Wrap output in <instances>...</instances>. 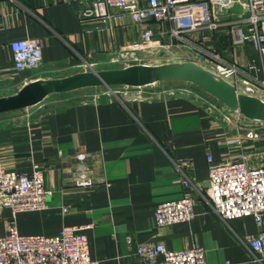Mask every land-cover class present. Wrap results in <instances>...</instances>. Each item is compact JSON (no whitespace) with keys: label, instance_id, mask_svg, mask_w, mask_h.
Segmentation results:
<instances>
[{"label":"crops","instance_id":"obj_1","mask_svg":"<svg viewBox=\"0 0 264 264\" xmlns=\"http://www.w3.org/2000/svg\"><path fill=\"white\" fill-rule=\"evenodd\" d=\"M78 8L66 0H0V96L16 93L35 79L84 71L80 65L85 60L96 63L98 70L112 68L109 58L128 49L146 27L167 46L154 53L139 51L142 63L194 61L203 50L215 51L241 67V78L264 79L258 47L252 41H234L231 28L238 8L218 28L196 30L186 20L134 23L122 9H113L111 19L84 23ZM172 27L184 29V40L173 37ZM26 37L42 40L43 62L18 71L10 42ZM174 81H158L144 90L174 88ZM100 89L54 93L35 111L8 121L0 117V163L19 172L38 166L50 192L44 209L14 214L3 208L0 232L7 234L11 223L20 234L48 236L59 235L65 225L83 226L90 257L99 264H147L137 251L148 242H162L168 249L201 246L207 264H260L252 261L237 236L257 233L264 224L248 215L231 219L228 227L203 193L210 185L208 155L223 161L245 154L251 165L264 163V123L241 117L237 124L235 115L227 121L226 113H211L183 92L139 99L135 89L98 95ZM254 94L264 99V87L258 85ZM249 128L260 135L246 137ZM237 137L241 143L233 141ZM80 153L93 180L90 186L75 182ZM185 176L192 183L185 184ZM184 194L195 199L194 218L158 226L157 205Z\"/></svg>","mask_w":264,"mask_h":264},{"label":"built area","instance_id":"obj_2","mask_svg":"<svg viewBox=\"0 0 264 264\" xmlns=\"http://www.w3.org/2000/svg\"><path fill=\"white\" fill-rule=\"evenodd\" d=\"M79 4L80 20L84 23L93 19H111L113 9H122L131 14L134 23L156 21H187L190 30L208 26L218 28L225 15L238 8V20L231 28L235 43L252 41L258 47L264 61V0H66ZM196 6H203L202 10ZM183 28L172 27L170 32L178 40H184ZM167 45L155 37L152 27H146L130 47L116 57L109 58L108 64L122 66L142 63L139 51L154 53ZM15 70L36 69L43 62V42L39 38H16L10 42ZM194 62L199 63L217 78H222L235 85L238 93L255 95L258 85L264 87V79L241 78L242 69L235 63L226 61L219 52L203 50L198 53ZM84 70H98L97 64L85 60L81 65ZM121 66V67H122ZM254 79V80H253ZM145 86H109L99 90L98 95H118L136 90L135 98L146 99L158 96H171L178 92L201 101L211 113H226L227 121L235 115L237 124L244 119L239 111L226 112L225 104L197 89L188 86L146 91ZM187 90V92L185 91ZM206 94V95H205ZM42 100L39 103H42ZM39 103L35 104L38 105ZM44 104H42L43 106ZM41 106V107H42ZM252 120V119H251ZM264 123V121L253 120ZM260 135L257 129L246 130V137L255 138ZM242 138L233 141L242 142ZM81 168L76 183L78 186H90L92 178L88 175L84 158L78 154ZM248 156L214 160L208 155L210 185L203 193L204 198L220 219L232 228L229 221L237 217L254 215L258 225L264 224V163L251 165ZM43 171L35 167L32 172H19L7 168L0 163V211L9 207L14 214L19 211L44 209L48 206L49 191L45 189ZM189 181V182H187ZM185 184L192 183L185 176ZM195 216V199L189 194L165 200L157 205L155 219L158 226H169L181 221H191ZM83 226L65 225L56 236L44 234H20L15 223H11L7 234L0 232V264H99L89 254L87 235ZM238 241L252 261L264 264V228L257 233L243 237ZM139 257L147 264H207L204 248L192 246L182 249H168L162 242L142 243L137 251ZM162 255V260L158 261Z\"/></svg>","mask_w":264,"mask_h":264},{"label":"water","instance_id":"obj_3","mask_svg":"<svg viewBox=\"0 0 264 264\" xmlns=\"http://www.w3.org/2000/svg\"><path fill=\"white\" fill-rule=\"evenodd\" d=\"M174 80L195 84L225 104L226 112L239 111L248 119L264 121V99L238 93L235 85L217 78L194 61L134 63L122 67L84 70L62 77L35 79L23 85L16 93L0 96V113L35 105L54 93L90 87L145 86L153 82Z\"/></svg>","mask_w":264,"mask_h":264},{"label":"rangeland","instance_id":"obj_4","mask_svg":"<svg viewBox=\"0 0 264 264\" xmlns=\"http://www.w3.org/2000/svg\"><path fill=\"white\" fill-rule=\"evenodd\" d=\"M122 66V64H115V65H113V67H121ZM172 83H173V86L174 87H182V88H184V87H186V86H188V87H190V88H193V89H199L200 91H204V90H201L198 86H196L195 84H192V83H190V82H185V81H174V82H171V85H172ZM185 83H187V84H185ZM186 85V86H185ZM195 87H197V88H195ZM186 92H187V90H185ZM207 93V92H206ZM207 94H209V93H207ZM210 95V94H209ZM44 104V103H43ZM40 107H41V105H40ZM35 108V105H32V106H29V107H26V108H24V109H21V110H16V111H9V112H4V113H1L0 114V117H1V121L2 120H5V119H7V120H5V121H8V120H11V119H13V118H16V117H19V116H22V115H25L28 111H30V110H33ZM36 109H38V107H36ZM33 111H35V110H33Z\"/></svg>","mask_w":264,"mask_h":264}]
</instances>
